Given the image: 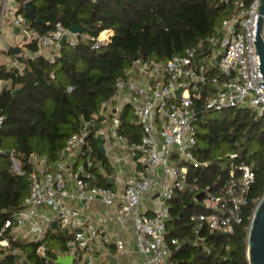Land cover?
<instances>
[{
  "label": "built area",
  "instance_id": "built-area-1",
  "mask_svg": "<svg viewBox=\"0 0 264 264\" xmlns=\"http://www.w3.org/2000/svg\"><path fill=\"white\" fill-rule=\"evenodd\" d=\"M231 1V12L217 32L198 46L189 47L167 61L135 59L125 76L117 80L113 101L102 104V117L82 118L80 131L67 141L59 159L52 161L38 153L28 159L32 166L28 176L29 193L23 208L0 228V262L9 254L19 253L17 248H12L13 243L32 241L40 242L36 254L41 264H57L59 256L69 255L73 256V264H108V253L100 246L108 239L100 232L102 223L87 218L85 213L88 205L99 200L115 209L122 230L131 224L135 248L141 255V260H134L132 264H174L171 257L180 243L167 235L170 201L177 192L186 190L190 168L208 165L197 156L195 104L199 99L194 98L203 97L204 105L200 106L206 110L248 108L264 115V89L260 85L263 78L254 44L257 7L261 0H221L225 4ZM6 28L13 32L18 30L12 46L23 49L35 43L40 49L49 50L50 62L60 56L64 36L72 46L78 42V34L60 23L48 34L39 33L32 28L16 0H0V68L5 66L4 52L9 51L2 39ZM104 32L109 36L102 38ZM104 32L94 48L111 41L113 31ZM261 35L264 41V14ZM5 67L22 68L18 62ZM8 85V81L0 79V90ZM118 101L133 109L141 129L140 142L129 143L120 132ZM108 118L111 119L109 124ZM4 123L5 116L0 115V129ZM95 140L104 147L113 173L107 172L105 165L95 164L92 145ZM68 154L84 160L76 172L67 159ZM127 160L132 163L130 173L125 165ZM93 166L98 167V172L109 182L114 180L115 187L93 183ZM13 167L18 174H24L16 158H13ZM71 177L72 188L68 185ZM255 178L253 165L233 164L226 175L218 176L199 192L204 194L200 199L203 211L192 213L189 222L197 238L196 244L207 254L211 253V248L204 231L209 229L226 235L235 232L243 222ZM146 197L156 202L153 209L142 208ZM60 231L68 235L67 249L53 257L48 253L46 239ZM116 247L121 254L128 244L117 238Z\"/></svg>",
  "mask_w": 264,
  "mask_h": 264
},
{
  "label": "trees",
  "instance_id": "trees-1",
  "mask_svg": "<svg viewBox=\"0 0 264 264\" xmlns=\"http://www.w3.org/2000/svg\"><path fill=\"white\" fill-rule=\"evenodd\" d=\"M16 1L25 16L27 2H34L42 22L28 21L41 34L52 32L58 23L67 29L79 27L82 32L77 35L76 45L65 43L54 62L40 54V47L34 43L26 46L31 55L19 56L22 68H0V79L9 83L8 88L0 90V115L5 116L0 129V228L23 208L32 169L28 159L34 153L52 161L59 159L67 141L80 131L82 118L102 117V104L113 101L117 80L125 76L135 59L167 61L198 46L217 32L233 5L232 1L225 4L221 0ZM105 30L113 31L111 41L94 48ZM194 99L204 105L203 97ZM123 112L120 132L129 143L140 142V126L136 121H126V111ZM206 112L217 113L223 120H201ZM196 123L201 128L197 129V156L208 165L190 168L186 190L177 192L170 201L167 235L180 243L171 260L174 264H249L248 233L255 209L264 196V115L248 108L206 110ZM100 144L99 140L92 142L94 162L112 172ZM13 158L19 160L24 174L14 170ZM244 162L253 165L256 178L243 222L231 235L206 229L203 234L211 248L207 254L196 244L189 222L191 209L199 201L196 197L200 191L218 176L226 175L231 165ZM98 169L91 168L95 174L93 183L110 187L111 183ZM49 237L60 242L61 251L67 249V234L60 231ZM39 245L40 242H15L12 248L19 253L9 254L0 263L23 264L25 259L30 264H41L36 254ZM46 245L51 256H59L53 245Z\"/></svg>",
  "mask_w": 264,
  "mask_h": 264
},
{
  "label": "crops",
  "instance_id": "crops-1",
  "mask_svg": "<svg viewBox=\"0 0 264 264\" xmlns=\"http://www.w3.org/2000/svg\"><path fill=\"white\" fill-rule=\"evenodd\" d=\"M17 31L14 32L15 35H16ZM15 40H16V37H15ZM12 44H14V43H9V44L4 43L5 46H9V47H11ZM25 48L27 50L26 52L24 51ZM39 53L48 56L49 50L48 49H41V51ZM21 54L11 55V54H9V52H4L3 64H5V66H6L7 64L11 65L13 62H18L20 64V66L22 67V64L19 60V56L20 55L21 56H29V55H31V53L28 51L27 47H24L22 49ZM116 104H117V107L119 109L120 115L123 111H126V108H125L126 106L124 105V103L122 101H118ZM112 142L115 144L114 139L112 140ZM121 150H122V148H120L118 150L119 154L121 153L120 152ZM103 154L107 156L106 153H103ZM67 159L71 162V165L73 166V171L76 172L78 169V164L80 162L78 157H76V155L68 154ZM125 165H127L126 168L128 169V172L130 173L132 163L129 160H127V164L125 163ZM113 172H114V170L112 172H109V173H113ZM110 183H111V186L109 188H114L115 187L114 183L112 181H110ZM68 185L70 188L73 187V178L72 177L68 178ZM73 205L76 206L79 204L73 203ZM155 205H156V202L154 200L150 199L149 197H146L144 199L142 208L144 210H148L151 208L153 209L155 207ZM85 213L87 215L86 216L87 218L95 219L96 221H100V223H102V227H101L100 232H101V234L106 236L108 239L103 240L102 243L100 244V246L104 252L106 251L108 253L107 254L108 264H111V260L108 258L109 256H113L117 259L116 264H132V262L134 260L135 261L141 260V255L138 253V251L135 248L131 224L128 223V225L126 226L127 228L122 230L120 228L119 224L117 223V218L115 216L116 215L115 209L108 207L105 204H103L102 202H100L99 200H97L85 208ZM117 238L126 241V243L128 244L127 249L124 252H122L121 254L118 253V250L116 247Z\"/></svg>",
  "mask_w": 264,
  "mask_h": 264
},
{
  "label": "water",
  "instance_id": "water-1",
  "mask_svg": "<svg viewBox=\"0 0 264 264\" xmlns=\"http://www.w3.org/2000/svg\"><path fill=\"white\" fill-rule=\"evenodd\" d=\"M26 18L35 21L42 22L41 19L36 14V8L33 1H29L26 4ZM258 19L255 31L256 42H254L257 54L259 55L260 63V72L263 78V81L260 82L261 87L264 89V41L261 35L262 24H263V14H264V0H261L257 7ZM70 31L73 34H79L82 30L79 27L71 26ZM67 36H64L61 41V46L63 47L66 43ZM9 54L19 55L22 52L21 47L11 46L9 47ZM219 59V57H218ZM18 89L15 91V93ZM181 89H179L176 94L180 95ZM206 111L204 107H201L197 101L195 104V113L199 116L201 113ZM100 149L105 153L104 147L101 145ZM8 156H11V152H7ZM140 157V155H139ZM114 181V180H113ZM112 181V182H113ZM203 193H199L196 197L197 200H200L203 197ZM55 226V224H53ZM248 261L249 264H264V196L259 201L254 215L252 217L249 233H248ZM111 260V264H116L117 259L113 256L108 257ZM24 264H30L24 260ZM57 264H73V256L69 255L67 257L59 256L57 259Z\"/></svg>",
  "mask_w": 264,
  "mask_h": 264
},
{
  "label": "rangeland",
  "instance_id": "rangeland-1",
  "mask_svg": "<svg viewBox=\"0 0 264 264\" xmlns=\"http://www.w3.org/2000/svg\"><path fill=\"white\" fill-rule=\"evenodd\" d=\"M15 37L16 36H15L14 32L11 29H9V28L3 29V31H2V39H3V42L4 43H6V44L14 43ZM24 51L25 52L27 51L26 48L24 49ZM124 116H125L126 121H128V122H134V121H136V117L134 115V111H133V109L131 107H129V108L126 109V112H125ZM207 117H210V119H212V120H214V119H217L219 121H222L223 120V117H221L219 114H217V113H210V112H206L200 118L202 120L203 118H207ZM107 122H108V124L111 123V119L108 118L107 119ZM196 128L201 131V128H200V126L198 124L196 125ZM250 153H252V152H250ZM79 160H80V162L78 164V167H80L83 164V162H84L83 159H79ZM116 167L119 169V164H117ZM202 211H203L202 201H198L196 203V206H194L191 209V214L192 213H197V212H202ZM46 243H49V244L53 245L52 247L55 248L54 249V252L55 253H57V254L60 253V251H61L60 250V242L56 238H54V237L53 238L48 237L46 239Z\"/></svg>",
  "mask_w": 264,
  "mask_h": 264
},
{
  "label": "bare ground",
  "instance_id": "bare-ground-1",
  "mask_svg": "<svg viewBox=\"0 0 264 264\" xmlns=\"http://www.w3.org/2000/svg\"><path fill=\"white\" fill-rule=\"evenodd\" d=\"M109 35H108V32H104V33H102V35H101V37L102 38H106V37H108Z\"/></svg>",
  "mask_w": 264,
  "mask_h": 264
}]
</instances>
